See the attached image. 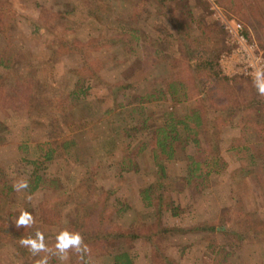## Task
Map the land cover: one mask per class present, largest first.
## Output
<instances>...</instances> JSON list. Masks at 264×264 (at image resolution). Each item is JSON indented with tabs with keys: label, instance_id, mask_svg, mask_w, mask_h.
Wrapping results in <instances>:
<instances>
[{
	"label": "trees",
	"instance_id": "trees-1",
	"mask_svg": "<svg viewBox=\"0 0 264 264\" xmlns=\"http://www.w3.org/2000/svg\"><path fill=\"white\" fill-rule=\"evenodd\" d=\"M68 1L65 8L58 9L63 14V31L46 26L51 36L46 50L50 60L44 63L50 64L49 77L38 75L39 66L27 75L14 70L19 23L10 7L0 2V36L5 41L0 51V107L4 113L8 109L14 114L0 119V142H6L10 132L17 134L19 160L27 167L29 188L25 191L31 200L39 193L41 196L36 203L17 200L14 183L0 165V263L6 264L3 254L13 264H22V259L23 264H31L30 260L36 264L46 255L33 256L20 245L22 237L35 233L33 228H15L13 221L22 210L32 212L42 223L47 216L55 218L49 225L54 227L44 233L50 248L65 228L79 231L90 248L87 264L99 250L107 254L111 264H135L132 249L139 241L152 245L150 264H180L165 241L185 233H201L210 241L212 264H231L238 254L235 249L247 243L260 245L264 257V215L248 208L243 198V191H250V177L264 184V96L257 94L252 78L222 75L217 58L227 47L225 28L204 17L196 19L189 0ZM217 2L235 8L237 0ZM150 11L164 19L155 25L158 35L154 38L143 28ZM85 20L95 24L98 33L90 31L82 39L79 30ZM40 23L38 28L43 27ZM193 23H198V35L190 26ZM102 30L110 33L105 35ZM142 46L150 51L152 65L158 63V69H163L158 72L164 74L152 77V68L149 72L140 67L138 50ZM66 54L81 58L82 71L55 72V61ZM107 65H124L117 82L102 78L101 71ZM102 84L105 92L92 94ZM166 102L171 110L147 108L148 104ZM179 104H184L183 109L179 110ZM118 111L128 113L135 125L126 123L119 128L115 120ZM23 116L32 121L25 118L21 122ZM228 125L241 130L230 147L239 162L228 173L231 204L217 219L169 225L164 221L166 213L178 216L183 209L172 194L176 178L168 175L162 159H173L181 152L186 165L184 186L199 192L209 188L213 177L227 172L218 135ZM94 127L104 130L92 135L100 149L96 150L97 162L89 165V161L80 160L92 168V175L86 195L76 198L67 190L65 170L78 146L75 133ZM146 151L152 152L157 168L156 179L141 190L151 217L148 221L139 215L125 227L119 220L130 207L123 202L111 203L112 191L98 182L97 170L119 165L118 175L138 172L139 158ZM217 236L222 243L216 242ZM71 254L76 264H84L77 254ZM57 262V257L49 255V264Z\"/></svg>",
	"mask_w": 264,
	"mask_h": 264
},
{
	"label": "rangeland",
	"instance_id": "rangeland-1",
	"mask_svg": "<svg viewBox=\"0 0 264 264\" xmlns=\"http://www.w3.org/2000/svg\"><path fill=\"white\" fill-rule=\"evenodd\" d=\"M252 1L253 4H251L249 0H237L236 4L234 3L235 8L223 6L219 4L217 0H189L188 5L194 9L193 11L195 12L194 16L196 19L204 17V19L206 18L221 27H224L223 22L231 20L240 21L247 33L257 40L260 46L264 48V0ZM0 2L10 7L11 12L15 14L19 23V34H17V37L14 39L18 50L14 57V70L27 75L30 73L31 68L39 66L38 75L49 77L50 64L46 65L44 63L49 62L50 60V54L46 50H48L47 45L51 36L46 32V26L52 27V29L57 32H61V30L63 31V28L65 27L61 23L64 21L63 14H61V10L58 11V9L65 8V4L68 5L69 1L0 0ZM150 13L151 15L144 20L145 23L143 28L147 31L145 32L146 34L148 33L150 37L154 38L158 35V31L154 30L156 28L155 25L164 19L161 18L159 13H156L155 15L151 11ZM38 22H41L43 27L38 28ZM197 24L198 23H193L190 25L195 35H198L199 32ZM163 28L165 27H161L160 29ZM80 29L79 35L82 39H85L90 31H93L94 34L98 33L96 25L88 23L87 20H85ZM102 31L105 35L110 33L108 30ZM165 31L166 33H169L168 29ZM166 35L167 34H163V36ZM4 45L5 41L2 39V36H0V51ZM227 47L224 50H226ZM224 50L218 54L217 62L222 75L227 76L223 73L219 61L220 54ZM138 57L141 61L140 67L148 69L147 71H149L150 68L153 69L151 74L152 77L164 74V72H158L159 70H163L161 68L158 69V63L152 65L150 51L147 48L143 46L140 47L138 50ZM54 64H56L55 72L58 73H65L69 70L82 71L83 68L81 58L76 54L63 55L62 57H59V60L55 61ZM122 66L124 65H119L117 67L114 65L105 66L101 71L102 78L107 82H117L121 76ZM5 71L6 69L4 72ZM10 71L13 72L12 70ZM105 86L106 85L104 84L96 86L92 94L104 93L106 89ZM183 105L184 104H179V110L183 109ZM147 108H155L156 110L167 108L171 110L170 103L167 102L160 105L155 103L148 104ZM7 111L8 112L4 113V109L0 107V119L14 115L10 110L7 109ZM25 118H27L28 121H32L29 117L23 116L21 122ZM121 118H123V120H121ZM115 120L116 125H120L119 128H122L126 123L129 125H135V120H131L129 114L125 113V111H118ZM262 120H264V113L262 115ZM36 122L40 123L38 121ZM42 128L43 126L40 127V129ZM100 130V128L94 127L93 130L83 129L78 130L75 133L78 139V146L71 161L72 163L65 171L67 172L68 177V181H66L67 190L70 193H75L76 198H83L88 191L87 181L88 177L92 175V168L85 166V164H81L80 160L84 162L89 161V165L97 162L96 150L99 151L100 149L98 148L97 140L92 139V135L93 133L100 134ZM43 133L45 134V131H43ZM43 133L40 137L43 136ZM240 135V128L231 125L226 126L222 129V132L219 133L218 143L221 148L222 156L228 163L227 172L213 177L211 186L200 192L184 186V166L186 165L182 159L183 154H181V152L178 151L176 157L173 159H162L166 164L168 175L176 178V188L172 194L177 203H179L183 209V212L178 216H174L171 212H167L164 217L166 223L169 225L187 226L197 221L214 220L218 218V215L226 206L231 204V186L228 179V173L239 166V162L230 150V147L231 140ZM19 142L20 140L18 139L17 134L12 132L8 133L6 142H0V165L4 166L5 172L13 183L28 177L26 164L19 160V152L17 149V144ZM77 158L80 159L78 160ZM139 161L140 170L138 172L130 171L118 175V173H120L119 165H114L108 169L100 168L97 170V172L100 173V175L98 173V182L102 183L106 189L112 191L111 203L123 202V205H129L130 207L124 217L119 220L125 227L130 226L139 215L148 221L151 217L152 210L145 205L141 190L156 179L157 168L151 151L144 152L140 156ZM21 162L25 166L19 169V166L22 164ZM49 171H51V169H49ZM98 184L99 183H97V185ZM249 187L250 191H243V198L247 207L257 209L260 212V215H264V184L261 185L258 180L252 176L249 180ZM50 193L52 194L53 192L50 191ZM28 196L29 195L25 190L16 193V198L21 201V203L29 201L36 203L38 199H40L39 197H41L40 193L36 195L33 200H29ZM35 217L36 224L32 227L33 231L35 230L36 232L39 230L43 233H47L49 232V230H47L48 228L54 227L49 226L53 225L52 223L55 222L54 217L47 216L45 218L46 223H42L43 221L36 215ZM201 236V233H185L183 234V237L177 236L166 239L165 246L168 248L169 253L175 257L180 264H212V254L208 248L210 241ZM216 242L222 243L223 239L220 236H217ZM151 247L152 245L150 243H143L142 241L135 243L132 249L135 264H150L149 251ZM261 248L260 245L252 243L243 244L237 247L235 252L238 254L231 259V264H264V257L262 256ZM3 256H5L6 264H13L8 255L3 254ZM30 261L31 264L34 263L32 260ZM75 261V257L70 253L69 259L64 261L63 264H76ZM91 262V264H111L107 254L102 250L95 253ZM20 263L23 264V259ZM56 264H61V261Z\"/></svg>",
	"mask_w": 264,
	"mask_h": 264
},
{
	"label": "clouds",
	"instance_id": "clouds-1",
	"mask_svg": "<svg viewBox=\"0 0 264 264\" xmlns=\"http://www.w3.org/2000/svg\"><path fill=\"white\" fill-rule=\"evenodd\" d=\"M253 86L260 96H264V68H256L253 74ZM14 189L21 192L29 188V182L21 179L14 183ZM31 200V197H28ZM17 230L23 228H32L36 224V219L32 212L22 210L19 216L13 221ZM54 248H50L45 240V234L37 230L33 236L22 237L19 243L22 247L28 249L33 256L41 253L46 255L37 260L36 264H49V255L57 257L61 264L69 259L70 253L77 254L84 264H87L85 257L90 255V248L85 242L84 236L79 231H72L67 228L60 231L55 238Z\"/></svg>",
	"mask_w": 264,
	"mask_h": 264
},
{
	"label": "built area",
	"instance_id": "built-area-1",
	"mask_svg": "<svg viewBox=\"0 0 264 264\" xmlns=\"http://www.w3.org/2000/svg\"><path fill=\"white\" fill-rule=\"evenodd\" d=\"M227 49L219 57L223 73L228 77L253 79L256 68H264V48L249 35L240 21L223 22Z\"/></svg>",
	"mask_w": 264,
	"mask_h": 264
}]
</instances>
